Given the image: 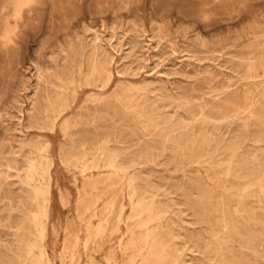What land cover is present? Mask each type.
Wrapping results in <instances>:
<instances>
[{
    "label": "rangeland",
    "instance_id": "374dc122",
    "mask_svg": "<svg viewBox=\"0 0 264 264\" xmlns=\"http://www.w3.org/2000/svg\"><path fill=\"white\" fill-rule=\"evenodd\" d=\"M263 68L264 0H0V264H28L39 174L53 264H157L152 201L158 264H264Z\"/></svg>",
    "mask_w": 264,
    "mask_h": 264
},
{
    "label": "bare ground",
    "instance_id": "6f19581e",
    "mask_svg": "<svg viewBox=\"0 0 264 264\" xmlns=\"http://www.w3.org/2000/svg\"><path fill=\"white\" fill-rule=\"evenodd\" d=\"M97 40V39H96ZM264 69V68H263ZM38 72V71H37ZM99 72V71H98ZM102 72V71H101ZM93 73V72H92ZM103 75V73L101 74ZM93 76V75H92ZM83 77V76H82ZM86 77V76H85ZM90 77V76H89ZM109 77V76H108ZM250 78V77H249ZM91 79V78H90ZM89 81V80H88ZM84 82V81H83ZM87 83V82H86ZM90 83V82H89ZM87 83V84H89ZM68 84V83H67ZM71 84V83H70ZM92 84V83H91ZM78 85V83H77ZM83 85V84H82ZM78 88V86H77ZM74 92V91H73ZM75 93V92H74ZM62 95V94H61ZM67 102V101H66ZM60 103V102H59ZM67 104V103H66ZM51 106V105H50ZM66 106V105H65ZM68 106V105H67ZM58 107V106H57ZM251 108V107H250ZM53 109V108H52ZM60 109V108H59ZM65 107H61L60 111H59V114L56 112V114H58L59 116L64 114L65 112ZM143 111V110H142ZM57 115V116H58ZM52 120V119H51ZM53 121V120H52ZM51 121V122H52ZM58 123V120L55 116V121H54V124L53 126L55 127ZM65 124V123H64ZM63 124V125H64ZM61 127V126H60ZM64 127V126H63ZM64 131V130H63ZM98 147V146H97ZM37 152V151H36ZM108 154V153H107ZM40 155L41 157L40 158H43L45 159L46 161L49 162L50 159V156L49 154L47 153V146H45L44 148H41L40 150ZM85 157V156H84ZM91 157V156H90ZM74 160V159H72ZM83 161V159H82ZM108 161V159H107ZM110 161V159H109ZM109 161H108V165L110 166L109 164ZM116 161V159H115ZM114 161V163H115ZM33 163V162H32ZM76 163H78L76 161ZM80 163V161H79ZM91 163V162H89ZM113 163V164H114ZM85 164V163H84ZM34 165V164H33ZM44 165V164H43ZM51 165V164H50ZM75 165V164H74ZM206 165V164H205ZM241 165V164H240ZM35 166V165H34ZM33 166V167H34ZM46 166V164H45ZM52 166V165H51ZM86 166V165H85ZM97 166V165H96ZM113 166V165H112ZM246 166V165H244ZM79 167V166H78ZM107 167V166H106ZM85 168V167H84ZM230 161H229V164H228V169L227 171H229L230 169ZM237 168V167H236ZM36 169V168H35ZM95 169V168H94ZM112 169V168H111ZM115 170V169H114ZM122 170V169H121ZM233 170V168H232ZM242 170V169H241ZM249 170V169H248ZM90 171V170H89ZM123 171V170H122ZM127 171V170H126ZM235 171V170H234ZM240 171V170H239ZM34 172V171H33ZM88 172V171H87ZM83 173V172H82ZM122 173V172H121ZM235 173V172H234ZM254 173V172H253ZM128 172H125L123 174V176L127 177L126 181H127V185L132 187L133 185V180L132 177L130 176H127ZM82 175V174H81ZM84 175V174H83ZM246 175V174H245ZM251 175V174H250ZM254 175V174H253ZM110 176V175H109ZM241 176V175H240ZM39 181L41 182L40 185H37L34 187L33 191H34V194H35V198L36 199H39L43 202V204H45V206L42 205V208L40 209V211L36 214H34L32 216V219H31V223L32 225L35 227V229L37 230V238L38 239H34L33 241H31L28 245H27V248H26V251H25V256L22 257L21 259V262H26L28 264H53L45 249H44V246L39 242V240L42 241V239L45 237V226L43 224L45 223H42L40 221V218L42 217H47V212H46V204L49 203L50 201V197H49V194H50V189H49V184L47 183V181H45V178L43 177V175L39 174ZM236 177V176H235ZM238 177V176H237ZM251 177V176H250ZM256 177V176H255ZM248 178V177H247ZM48 179V178H47ZM46 179V180H47ZM51 179V178H50ZM245 179V178H244ZM249 180V179H248ZM251 180V179H250ZM242 181V180H241ZM255 181V180H254ZM49 182V181H48ZM111 182V181H110ZM119 182V181H118ZM121 182V181H120ZM119 182V183H120ZM239 182V181H238ZM259 182V181H258ZM260 183V182H259ZM239 184V183H238ZM258 184V183H257ZM110 185V184H109ZM113 185V184H111ZM125 185V184H124ZM260 185V184H259ZM115 186V185H114ZM117 186V185H116ZM224 186V184H223ZM241 186H245L244 184L241 185ZM93 188V187H92ZM243 189V188H242ZM241 190V189H239ZM242 193V192H241ZM245 193V192H244ZM135 194V190L133 189L132 192H131V195H130V198H132V196ZM142 198V197H141ZM155 198V197H154ZM130 200V199H129ZM128 200V201H129ZM152 200V199H151ZM114 202V201H113ZM150 202V201H149ZM40 203V202H39ZM145 203V202H144ZM155 204L153 201L149 204H147L146 206H143L142 207V210H145L144 212H146L148 214V217H146L145 219H142L139 224H140V228L143 230L139 236H138V241L141 242L140 245L137 246V253H136V256H138L137 259L140 260V262H146L147 261V256H153L154 258H159L158 261H160L164 256H167V250H166V242H163L161 239V234H159L157 232V229L160 228V220L158 218V214H159V210L156 209L155 207ZM107 205V204H105ZM133 206V205H132ZM38 207V206H37ZM48 207V206H47ZM136 207V206H135ZM87 209V208H86ZM107 209V208H106ZM121 210V209H120ZM123 210V208H122ZM121 210V211H122ZM215 210V208H214ZM218 210V209H217ZM216 211V210H215ZM122 213V212H121ZM164 214V213H163ZM204 214V213H202ZM106 217V216H105ZM206 217V216H205ZM116 218V217H115ZM203 218V217H202ZM137 219V217H136ZM201 220V219H199ZM225 220V218L223 219ZM106 219L103 221L105 223ZM102 222V218L101 220H99L97 226H96V230H97V233L99 232H102L104 233V230H105V226ZM210 222V221H209ZM224 222V221H223ZM227 223V222H226ZM164 224V223H163ZM106 225V223H105ZM211 225V224H210ZM220 225V224H219ZM108 226V225H107ZM225 227V226H224ZM164 229V228H163ZM168 229V228H167ZM237 230V229H236ZM115 231V230H114ZM165 231V229H164ZM168 231V230H167ZM160 232V231H159ZM163 232V231H161ZM166 233V232H164ZM169 233V231H168ZM234 233V232H233ZM237 233V232H236ZM163 234V233H162ZM166 234H164L165 236ZM232 235V234H231ZM99 236V235H98ZM163 236V235H162ZM168 236V235H167ZM93 237V236H92ZM135 238V237H134ZM167 238V237H166ZM131 239V238H130ZM168 239V238H167ZM164 240V239H163ZM89 241V240H87ZM86 241V243H87ZM85 242V241H84ZM135 242L134 239L131 240V243ZM209 242V241H208ZM137 243V242H136ZM210 243V242H209ZM217 243V242H216ZM134 244V243H133ZM139 244V243H138ZM88 245V244H87ZM216 245V244H215ZM205 246V245H204ZM212 248V247H211ZM221 248V245L219 247V249ZM215 249V248H214ZM217 250V249H216ZM215 250V251H216ZM171 251V250H170ZM220 252V251H219ZM221 253V252H220ZM218 254V253H217ZM223 254V253H222ZM173 255V254H172ZM168 259V258H167ZM174 259V258H173ZM222 259V258H221ZM136 260V259H135ZM158 261L157 264H158ZM164 261V259H163ZM166 261V260H165ZM169 261V260H168ZM176 261L178 260H170V262H168L167 264H176ZM137 262V261H136ZM142 262V263H143ZM141 264V263H140ZM148 264V263H146ZM160 264V262H159ZM165 264V263H164ZM180 264V263H179Z\"/></svg>",
    "mask_w": 264,
    "mask_h": 264
}]
</instances>
